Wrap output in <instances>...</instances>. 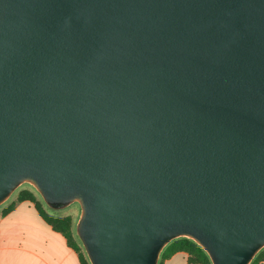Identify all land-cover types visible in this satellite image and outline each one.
I'll return each mask as SVG.
<instances>
[{"label":"water","instance_id":"95a60500","mask_svg":"<svg viewBox=\"0 0 264 264\" xmlns=\"http://www.w3.org/2000/svg\"><path fill=\"white\" fill-rule=\"evenodd\" d=\"M80 206L90 264L264 249V0H0V207Z\"/></svg>","mask_w":264,"mask_h":264},{"label":"crops","instance_id":"0c3cea01","mask_svg":"<svg viewBox=\"0 0 264 264\" xmlns=\"http://www.w3.org/2000/svg\"><path fill=\"white\" fill-rule=\"evenodd\" d=\"M20 203L0 216V264H82L81 254L44 221L33 203ZM165 264H189L188 255L175 254Z\"/></svg>","mask_w":264,"mask_h":264},{"label":"trees","instance_id":"16d2710c","mask_svg":"<svg viewBox=\"0 0 264 264\" xmlns=\"http://www.w3.org/2000/svg\"><path fill=\"white\" fill-rule=\"evenodd\" d=\"M29 201L33 203L38 210L41 217L48 223L54 231L61 233L68 241V244L79 252L80 246L75 243L72 230V222L70 218H55L48 215L42 208V205L36 200L35 195L28 190L21 191L18 197V202ZM15 204L2 210V215L5 216L10 213ZM178 253H185L188 255L189 264H212L206 252L198 246L194 241L186 238H181L171 242L162 252L159 264H165L172 256ZM82 264H90L81 257ZM264 263V249L254 258L251 264Z\"/></svg>","mask_w":264,"mask_h":264},{"label":"rangeland","instance_id":"374dc122","mask_svg":"<svg viewBox=\"0 0 264 264\" xmlns=\"http://www.w3.org/2000/svg\"><path fill=\"white\" fill-rule=\"evenodd\" d=\"M24 190L31 191L35 195L36 200L42 205L43 210L48 215H50L52 217H55V218H70L71 219V222H72V230H73V237L75 239V243L80 246L79 253L83 257V259L85 261H87L88 258L86 256V253L84 251V248H83L81 242L79 241L78 237L76 236V225H77L78 219L80 217V206L78 204H73L70 207H68V208H66L64 210H60V211L51 210V209H49L47 207V205L44 203V201L42 200V198L40 197V195L35 191V189L32 186H30L28 184H25V185L21 186L4 205H2L0 207V216H1L2 210L4 208L9 207L11 204H15L16 205L18 203L19 194H20L21 191H24ZM22 205L23 204L20 203L19 207H21Z\"/></svg>","mask_w":264,"mask_h":264}]
</instances>
